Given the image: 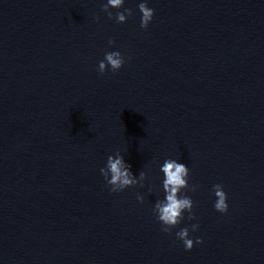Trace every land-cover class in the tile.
<instances>
[{
  "label": "clouds",
  "instance_id": "9594fccd",
  "mask_svg": "<svg viewBox=\"0 0 264 264\" xmlns=\"http://www.w3.org/2000/svg\"><path fill=\"white\" fill-rule=\"evenodd\" d=\"M123 4L124 0H107V3L103 5V11L111 19L113 13L109 9H120ZM138 9L142 14L140 26L143 29H147L153 19L154 9L148 7L146 2L139 3ZM131 15L132 10L126 8L123 12H116L115 19L118 23H123ZM113 43L114 41L110 39L109 45ZM124 62V57L119 51L106 52L104 60H101L98 64V71L103 74L110 66L111 71L116 72L123 66ZM160 171L164 175L163 190L165 198L156 201L153 211L162 225V230L170 233L184 218L183 213L185 211L190 214L188 217L190 220L195 219L194 215H192L193 200L186 195H181L183 189L189 188V169L183 163H178L174 159H167L161 166ZM100 172L110 187L111 192L123 191L128 187L140 184L146 178V174L142 171L139 179H137L119 152L115 156H108L106 166L101 168ZM191 190L195 191V187H192ZM213 191L217 198L214 208L221 213H226L228 211L227 194L223 190V186L220 184L213 185ZM137 199L143 202L144 198L138 196ZM198 227V224H193L192 231H196ZM176 236L183 242L186 250H191L194 247V243L199 244L203 242L200 238H196L195 241L189 238V229L187 227L177 232Z\"/></svg>",
  "mask_w": 264,
  "mask_h": 264
}]
</instances>
